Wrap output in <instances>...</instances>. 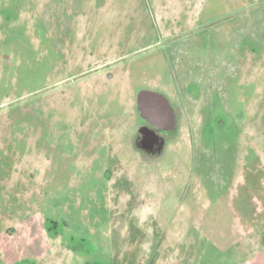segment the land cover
<instances>
[{"label":"rangeland","instance_id":"1","mask_svg":"<svg viewBox=\"0 0 264 264\" xmlns=\"http://www.w3.org/2000/svg\"><path fill=\"white\" fill-rule=\"evenodd\" d=\"M250 239L264 0H0V264H244Z\"/></svg>","mask_w":264,"mask_h":264},{"label":"crops","instance_id":"2","mask_svg":"<svg viewBox=\"0 0 264 264\" xmlns=\"http://www.w3.org/2000/svg\"><path fill=\"white\" fill-rule=\"evenodd\" d=\"M247 246L249 247V250H247V247L244 249L246 253H244L246 260L244 264H264V248H261L258 246V242L256 239H250L248 241ZM88 262V263H87ZM148 261L141 260V263L139 264H148ZM58 264H92L88 260L83 261H62ZM98 264V263H95ZM106 264H111L109 261H106ZM155 264V262H154Z\"/></svg>","mask_w":264,"mask_h":264},{"label":"clouds","instance_id":"3","mask_svg":"<svg viewBox=\"0 0 264 264\" xmlns=\"http://www.w3.org/2000/svg\"><path fill=\"white\" fill-rule=\"evenodd\" d=\"M146 212H147V210L141 211V222H143V220L146 219Z\"/></svg>","mask_w":264,"mask_h":264},{"label":"flooded vegetation","instance_id":"4","mask_svg":"<svg viewBox=\"0 0 264 264\" xmlns=\"http://www.w3.org/2000/svg\"><path fill=\"white\" fill-rule=\"evenodd\" d=\"M154 138H155V137L153 136V139H152V141L154 140ZM148 139H149V138H148ZM149 144H150V143H149ZM149 144H148V145H149ZM142 150H143V149H142ZM75 248H76V246H75Z\"/></svg>","mask_w":264,"mask_h":264}]
</instances>
